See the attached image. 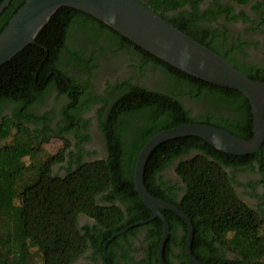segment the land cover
<instances>
[{"label": "trees", "instance_id": "1", "mask_svg": "<svg viewBox=\"0 0 264 264\" xmlns=\"http://www.w3.org/2000/svg\"><path fill=\"white\" fill-rule=\"evenodd\" d=\"M25 1L11 0L4 8L0 13V32ZM140 1L247 77L264 81V70L237 66L230 57L231 50H223L216 44L218 29L204 24L216 15L210 11L211 7L201 11L199 4L203 0ZM231 1L245 4L251 0ZM104 31L114 42V53L125 50L132 58L137 56L141 61L139 67L149 63L159 69L162 81L157 90L129 80L114 87L117 90L114 108L109 107L104 120H100L106 158L85 161L79 155L73 159L76 155L70 151V159H64L70 141L61 131L48 127L53 111L39 115L33 107L43 105L52 92L58 96L65 94L70 103L63 108L60 123L73 128L77 140L83 139L77 125L82 122L79 99L86 90L77 69H86L89 60L95 57L88 58L87 49L72 46L68 40L77 33L94 41ZM182 97L196 101L202 110L191 115L181 102ZM4 105H11V113L0 114V264H70L97 239L101 248L113 233L150 218V210L134 190L133 168L140 148L153 134L181 123L216 126L244 139L253 134L251 106L243 93L193 77L133 44L96 18L70 7L58 9L33 43L0 65V113ZM30 122L42 124L43 130L29 128ZM41 135L42 140L38 139ZM51 137L61 138L64 146L54 154L42 155L43 160L35 159L41 144ZM25 156L31 159L28 168L32 172L28 183L19 185L27 172V164L22 160ZM176 159L179 161L175 172L183 184L179 201L171 190L164 189L166 184L159 174ZM65 160L67 166H61L64 172L52 173L51 166ZM236 171L258 174L259 178L251 179L250 185L255 187L259 182L261 193L255 191L252 195L264 199V141L253 154L231 155L200 137H179L160 144L146 161L143 173L146 189L188 216L194 230L191 250L203 263L222 261L221 257H214V242H220L245 263L264 264V210L252 208L236 192L234 184H239L233 176ZM162 213L173 231V221L181 218L171 212ZM81 214L96 220L99 227L80 228ZM144 225L152 229L148 237L153 240L154 253L162 222L156 218ZM167 250L168 241L164 254Z\"/></svg>", "mask_w": 264, "mask_h": 264}, {"label": "flooded vegetation", "instance_id": "2", "mask_svg": "<svg viewBox=\"0 0 264 264\" xmlns=\"http://www.w3.org/2000/svg\"><path fill=\"white\" fill-rule=\"evenodd\" d=\"M209 7H211L210 11L216 17L213 20L205 21L204 24L209 25L214 30L218 29V32H216L218 34L216 44H220L219 46L223 50H231L230 57L237 66L264 70V0H251L245 4H239L231 0H203L199 4L201 11H205ZM68 41L72 46L87 49L88 58L95 57L94 60H89L86 69H77L80 80L85 85L84 89L86 90L82 93L83 87L79 89L82 94L79 99L81 109H79L78 113L82 122L77 127L81 130L83 139L77 140L72 131L73 128H68L66 124L60 123L62 120L61 112L70 103L69 97L65 94L58 96L56 92H52L43 105H36L33 109L39 115L53 111L50 112V118L47 122L48 127L52 130L61 131L63 137L70 141L65 151L64 159H70L68 156L70 151H73L76 155L73 159L78 158L79 155L80 159L85 161L89 159H104L107 156V150L105 136L100 128V120H104L103 118H105L109 107L114 108V97H117V90H114V87L129 80L133 84L150 90H157L162 81V74L159 69L153 68L149 63L144 64L140 68L141 61H138L139 58L137 56L132 58L125 50L114 53V42L109 39L106 31L96 35L94 41L90 39V36L83 37L77 33H73ZM181 102L186 105L187 109H190L191 115H195L202 110L199 103L190 100L188 97H182ZM10 106L4 105L0 113L1 116H8L11 113ZM27 126L31 129L41 128L43 130L42 124L30 122L27 123ZM87 136L88 139H84ZM52 138L60 139L61 147L64 146V141L61 138L51 137L50 139ZM38 139L42 140L43 136H39ZM78 146L81 150H79ZM193 153L195 154L196 152ZM177 161L179 159L162 169L159 174L163 183L166 184L164 189L171 190L176 200L179 201L183 196V189L181 188L183 184L181 178L175 172ZM61 166H67L66 160L52 165V173H63ZM233 176L235 180L239 181V184L234 185L236 192L243 200L256 210H258V207L264 210V199L252 195L255 191L261 193L259 182L255 184V187L250 185L251 179L256 180L259 178L258 174L249 171H236ZM115 204L123 208L118 200H115ZM162 211L168 212V214L170 212L174 213L170 210H161V213ZM132 224L130 223L127 226ZM144 224L131 226L112 240H109V237L101 248L99 246L101 242L97 239L96 242H92V245L85 253L81 254L70 264H160L158 248L162 233L153 253L154 250H151L153 240L148 237L152 229ZM173 224L174 228L171 231L168 221L169 233L164 244L165 246L168 241V250L164 254L163 247V262L164 264H193L186 254L188 226L182 218L180 221H173ZM95 225H97V221L93 218L83 214L78 216V226L80 228L88 226L90 230H93ZM97 227L99 226L97 225ZM170 234H172V237ZM209 240L214 239L209 238ZM214 244L216 247L214 257L222 258L219 264H224L225 262H229L228 264L245 263L242 257L226 248L220 242H214Z\"/></svg>", "mask_w": 264, "mask_h": 264}, {"label": "water", "instance_id": "3", "mask_svg": "<svg viewBox=\"0 0 264 264\" xmlns=\"http://www.w3.org/2000/svg\"><path fill=\"white\" fill-rule=\"evenodd\" d=\"M10 1H2L0 13ZM62 7L86 13L167 64L211 84L238 90L248 99L253 117V134L250 139L200 123H181L161 130L147 139L135 160L133 184L135 192L151 211V217L135 222L109 238L112 240L131 226L159 218L163 223V232L158 259L160 264H164L162 251L169 226L161 210H170L180 216L188 226L186 254L189 260L193 264H205L191 252L193 228L190 219L174 204L155 197L146 189L143 181L146 161L160 144L186 136L200 137L215 149L231 155L256 152L264 141V81L247 77L225 58L169 24L140 0H26L0 32V65L10 60L26 45L33 43L38 32Z\"/></svg>", "mask_w": 264, "mask_h": 264}, {"label": "rangeland", "instance_id": "4", "mask_svg": "<svg viewBox=\"0 0 264 264\" xmlns=\"http://www.w3.org/2000/svg\"><path fill=\"white\" fill-rule=\"evenodd\" d=\"M62 143L60 141V139H49L46 142H43L40 146V151L38 152V154L35 156V159L38 160H43L41 159V156L43 155V157L50 155L51 153L56 152L60 147H61ZM23 162L25 163V165L27 164L25 170L27 171L25 173V175L23 176V179L19 180L18 183L20 184H27L28 183V177L29 175H31L32 169L28 168L29 167V163H30V158L28 156H25L22 158ZM26 181V182H25ZM22 187V186H20Z\"/></svg>", "mask_w": 264, "mask_h": 264}]
</instances>
